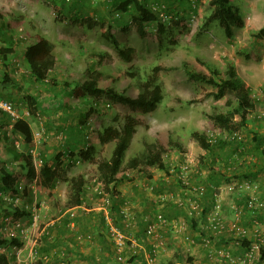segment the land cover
Here are the masks:
<instances>
[{
    "label": "trees",
    "instance_id": "obj_1",
    "mask_svg": "<svg viewBox=\"0 0 264 264\" xmlns=\"http://www.w3.org/2000/svg\"><path fill=\"white\" fill-rule=\"evenodd\" d=\"M80 1L83 2L87 0H76V2L72 0L69 2L60 1V4L51 2L56 13V21L63 22L65 20H71L74 24H80L90 28L99 25L100 23L97 21L98 18L96 16L95 18H97V20L93 18L94 16L85 18L88 13V7H84L85 9L77 14ZM188 1L191 11L194 12L196 0ZM174 3H178L176 8H179L180 5L183 8L185 7L184 0H170L169 3L165 2L162 8L164 14H166L165 18L164 15L161 16V12L157 9V5L160 4H157L156 1L148 3L147 0H109L108 9L109 11H113L114 9V13L119 17L116 21L114 20L116 26L126 31L133 25L137 34L141 38H146L150 36V32L146 30L150 23L157 22L159 25L158 30L160 32L163 31L168 23V16L175 14V8H173ZM209 5L211 11L205 17L204 24L207 25L217 20L228 38L234 37L235 28L244 27V17L239 9L232 4L231 0H209ZM260 32L264 34V28H262ZM0 36L3 38V43L0 44V66L5 68V71L2 70L4 76L1 77L0 83L5 84L11 81L9 70L12 69V65L14 64L13 58L16 56L23 55L29 68V72L24 75V77L27 76L28 78H23V82L28 85L25 95L20 94V99H16L13 96H0V99L13 103L22 115L19 116V118H15L10 113L0 108L1 122L5 120L6 123H4V126L11 125L9 130H4L3 135L6 138L9 133L11 135L20 136L24 146V149H21V143L19 147H17L14 142H12L10 152L15 161H0L2 165L0 167V194L2 196H0V201L10 203L9 205L13 207L15 212L22 215V217L14 218L21 219L29 215L31 210L27 208L25 203L19 206L13 199L15 197L19 198V196L21 199V194L28 193L31 196L33 195L32 188L28 184H23L24 180H27L29 183L32 182L31 184H37L41 188L48 189L49 193L62 181H68L70 188L67 202L64 204L63 208L60 209L59 215L63 214V216L55 220L48 227L47 231L42 233L40 242L35 248L39 256L36 264H46L52 260H62V263L66 264L64 261L66 255L69 251L73 250L76 251L75 254L78 257L89 258L92 264H116L110 254L109 241L107 240L110 237L116 247V243L113 240L115 237L110 231V225L117 227L121 232L125 233H129L131 232L130 230H132L139 242H143L144 244L147 243L149 247L154 246L155 244L153 245L151 241L148 242V240H150L146 232L148 223L154 221L158 213H161L163 217L169 221L166 217L167 215L174 217L185 211L182 207L184 206L183 202L179 203L177 211L171 209L155 210L154 208L152 210L148 204H145L147 199L142 195L143 191L139 190L138 186L134 185L133 188L140 196V201L144 205V210L142 213L135 211L133 213L131 200L119 189V185L123 182V179L133 180V178L125 173L130 169L132 170L130 171L133 172V170L137 168L141 173L146 174L149 179H153L154 173L152 169L160 168L165 172V180H162L164 183L170 184V176L173 175L180 181L177 177L179 171V166H176L177 163H168L165 159V155H169L171 152V148H168V146L147 143L143 151L138 155L132 156L125 162V152L135 136L137 126L141 124L139 118L131 114L126 115L124 122L120 126L109 124L98 131V138L101 144H113L110 155L97 162L98 178L104 185L106 195L94 192L90 199V196L87 194L88 188L86 187L85 176L83 174H77L67 177L66 171L70 161H74L76 156L80 157L81 155L80 158L93 161L92 156L96 147L89 144V140L86 138L88 130V121L86 118L89 115L103 110L99 104L100 101H106L109 107L113 103L120 104L132 112L150 114L157 110L160 102L163 100V85L160 82V73L162 71L173 70L175 67L162 64L154 66L152 74L144 81L139 82L138 93L136 95H131L127 93L126 89L116 88L115 82L125 77L136 78V72L129 69H121L105 75L101 70L96 69L93 64L87 66L82 72L84 80L80 85L82 97L85 98V106L88 108L87 114L84 113V120H82L83 123L81 124L84 132L83 142L76 151L77 145L68 144L67 139L62 140L58 138L56 140L61 145L62 149L54 153L53 156H49L44 154L43 151H38V149L33 146L34 132L28 117H36L38 115L37 98L31 94L32 88H35V83L44 84L51 83L52 81L51 74L56 64V57L53 51L54 45L46 37H39L30 43H24L22 45L23 42L16 40L12 34L3 31L1 27ZM105 36L111 41L119 57L128 63H132L135 47L123 45L114 34L105 32ZM106 56L107 53L105 52H93L90 54L89 58L102 62ZM202 64L205 69H201L193 62L185 60L183 62V69L190 80L214 86L215 89L207 92L206 97L212 96L215 99H225V104L229 109L225 112L215 111L208 115L217 127V132L198 130L191 132L192 138L196 140L206 152L204 154V160H207L205 163L207 165L212 163L214 169L210 171L213 175L210 176L211 179L208 181V184L194 181L193 177L196 176L194 178H197L198 175L193 174L199 172V170L191 166L192 169L190 168L191 170L188 178L189 184L178 181L181 183V187L179 184L174 185L178 186L180 189L183 188L181 189L183 190L182 193L188 199V207L184 206V208H187L186 211L190 214L191 221L189 223L196 228L199 235L205 236L208 234L210 236H205L203 240L208 238L211 241L212 246L210 248L214 249L215 255H217L220 250H226L236 258L240 256L244 257L251 251L252 245L255 242H259L260 247L258 254L251 264H262L264 262V236L258 232V236L257 233H254V236L251 237L249 229L241 225V220L251 219L252 223L256 224L259 223L258 219H264V202L262 201L264 198L260 194V183L252 179V176H256L263 168L257 164L251 165V163H246L244 159L237 156V153L240 154L241 151V147H239L238 143L243 141V130H247L249 127V114L256 109V99L251 95V89L239 76L234 65L229 64L226 71L222 72L220 68L208 60L203 59ZM56 83L57 81L53 79L54 86ZM20 87L22 89L23 85ZM20 102L23 103V105L25 104L22 106V113L19 107H17ZM25 110L28 111L27 115H23ZM254 117L257 118L258 116L255 115ZM238 134H241V138L238 137ZM254 135L257 141H259L260 137L264 139L259 133L254 132ZM32 148H36L38 157L41 159V165L38 167L34 165L31 152ZM258 153L264 164V141L258 146ZM247 162H250V160ZM173 164L175 165L174 168L171 166ZM217 175H219V177L224 176L223 178H226L227 175L234 177L245 176L244 179L238 181V184L235 183L233 188L231 187L232 189L240 191L239 194L243 197L239 198L236 196L239 200L235 199L236 203L233 206L235 218L230 222L226 221L227 219L224 215L223 199L219 191L220 187L215 184L214 186H210L211 182L216 183L220 181ZM245 182L256 185V190L254 192L257 195V202L254 205L250 204V197L255 193L243 187ZM198 185H203L205 187L203 195L195 194L193 191V187ZM151 187L153 188V185H151ZM157 190L161 191L159 187ZM4 196L11 201H6ZM217 198L221 200V217L226 226L224 230L220 231L211 229L208 221V217L214 209ZM126 201L129 202L128 205H130L133 215V218L128 220L123 212ZM33 202L34 199L31 197V203ZM99 202L101 205L97 206ZM192 202L198 204L199 207L197 210L191 208ZM81 204H85L86 209L78 208L74 215L71 214V211H68V209ZM93 207L95 210L91 209ZM197 211L199 212L197 213ZM6 216L11 215H5L3 217ZM255 217L258 219H255ZM136 221L140 226L139 229L134 228ZM233 224L237 225L239 228H246L248 230V235L241 236V234H237L235 228H232ZM74 226L75 228L77 227V231L74 232L75 235H72L71 231L76 230L73 228ZM9 228H0V234L2 235L0 236V264H21L17 256V249L23 246L24 239L19 237L15 230L10 231ZM13 232H15V235ZM182 233L185 239L187 237L190 238V236L185 234L184 230ZM226 236H230L236 241L239 246L237 248L238 252L235 253L226 248L214 247L216 243L226 238ZM93 241L101 246L96 247ZM82 242H86V244L92 247H90L89 255L83 254L80 248ZM7 244H10L9 249L5 246ZM53 247H57L58 250L55 253L56 255H53L52 258L50 250H52ZM107 250H109V255H106ZM142 254V250L139 249L138 252L133 255L131 262L143 257ZM177 258L180 259L181 257L177 255ZM188 260L192 262L190 257H188ZM168 264L181 263H179V261L170 260Z\"/></svg>",
    "mask_w": 264,
    "mask_h": 264
},
{
    "label": "rangeland",
    "instance_id": "obj_2",
    "mask_svg": "<svg viewBox=\"0 0 264 264\" xmlns=\"http://www.w3.org/2000/svg\"><path fill=\"white\" fill-rule=\"evenodd\" d=\"M60 1L0 0V27L3 31L12 34L16 40L23 42L22 45L34 41L38 38V34L41 33L49 38L51 36L55 39L57 50H59L58 56L61 60L65 58L66 53H70L72 57L73 55L76 57L77 60L73 63H66L65 66L68 65L69 68L70 66L75 68L88 66L85 63V59H90L89 56L93 52L107 53L106 58L102 62L93 60L91 64L105 75L121 69H129L136 72V78L125 77L115 82L116 88L126 89L127 93L131 95L138 93L139 82L144 81L152 74L154 66L162 64L175 67L173 70L162 71L160 73V82L163 85V100L156 111L150 114L132 112L120 104L113 103L110 107L102 108L103 110L94 114L93 127L95 129L93 128V132L89 134V144L96 147L92 156L93 161L84 160L80 158L81 155L80 157L77 156L74 162L69 163L66 171L67 177L83 174L92 182L90 177L97 174V162L109 156L113 147L112 143L101 144L99 142L98 131L108 124L120 126L124 122L126 115L131 114L139 118L141 124L137 126L135 136L125 152V162L143 151L147 143L168 146V148H171L170 154L165 155L168 163H180L186 156H189L192 159V166L199 170V172L193 174L198 175L197 178H194L196 176L193 177L194 181L208 184V181L211 179L210 176L213 175L210 172L213 166L212 163L209 165L205 163L207 160H204V150L192 138L191 132L194 130L217 132V127L208 115L215 111L225 112L229 108L225 104V99H215L212 96L206 97L207 92L215 89L214 86L193 81L187 77L183 69V62L188 60L193 62L197 67L205 69L202 64V60L204 59L214 63L222 72L226 71L229 64L234 65L239 76L251 88V95L256 99V109L249 114V125L251 124L254 129L251 130L248 127L247 130H243V141L238 143L241 151L240 154L237 153V156L244 159L246 163H251V165L257 164L263 168L260 173H256V176H252V179L260 183V194L264 198V164L258 153V146L264 139L261 137L259 141L255 137L253 139L254 132L259 133L264 138V34L260 32L264 28V0H231L232 4L245 17L244 27L235 28L233 38L226 37L223 28L217 20L207 25L204 24L205 17L211 11L209 0H196L194 12L191 11L188 0H184V8L181 5V7L176 8L178 3H174L175 14L168 16V23L163 31L160 32L158 30L159 25L157 22L150 23L146 28L150 32V36L146 38H141L133 25L126 31L122 30L119 26H114V20L116 21L119 17L115 15L114 9L113 11H109L108 0H97L96 3L79 2V8L78 10L76 9L77 14L88 7V13L85 18L93 16L95 20L98 18L97 21L100 24L93 28L74 24L71 20L58 22L55 19L56 13L51 2L60 4ZM72 1L76 2V0ZM147 1L148 3L156 1L157 4H164L165 2L169 3L170 0ZM94 7H100L106 15L99 17L94 11ZM105 32L114 34L123 45L135 47L132 63H128L119 57L111 41L105 36ZM2 40L3 38L0 36V44L3 43ZM61 41L63 42L62 45ZM68 43H73V46ZM81 53H84V56ZM18 58L21 60L18 61ZM14 59H16V65L20 63L18 74L14 75V77L19 79L21 85H24L25 83L22 79L24 74H22L23 70L20 68L21 66L25 68L27 66L23 63L21 55H18ZM62 65H64V62ZM24 67L22 68L25 69ZM20 86L15 88V91L23 95V90ZM17 107H19L22 113V106L18 104ZM87 112L88 110L85 113L87 114ZM255 115L258 116L256 119H254ZM257 123H259V126ZM1 135L0 161L8 162V160L4 159L7 152V145L5 143L8 140L13 142V136L9 135L10 137L6 138L3 134ZM19 143H21V149H24L21 138H19ZM11 160L15 161L14 159ZM248 160L250 162H247ZM152 172L156 175L154 178L165 176V172L160 168H153ZM129 176L133 180L123 179L122 184L119 185V189L131 200L133 213L134 211L142 213L144 210L140 196L133 188L134 185L143 191L142 195L147 199L145 204H148L152 210L154 208L155 210L171 209L177 211L180 202H183V205L188 207V199L182 193L183 190H181L183 188L180 189L174 185L179 184L181 187L180 181L174 175L170 176V184H163L164 187L161 191L157 190L156 179H149L138 168L134 169ZM217 176L219 177V175ZM223 177H219L220 181L214 184L220 187L219 191L223 199L224 215L227 219L226 221L230 222L235 218L233 208L236 203L235 197H243L239 194L240 191L232 188L235 183L238 184V181L244 179L245 176L234 177L227 175L226 178ZM32 185L37 197L35 201L36 206L39 207V218L36 219L37 222L35 224H32L30 221L32 219L31 214L22 218V221L26 224L24 225L25 229H27L33 238L31 237V240H28L21 237L24 239L19 254L21 259L30 258V251L33 247L35 249L39 244L42 232L44 230L47 231L49 225L52 224L51 222L60 214V209L63 208L69 196L70 188L68 181L58 183L50 193L48 189L41 188L37 184ZM88 185L87 194L88 196H93L95 192L93 184L88 183ZM151 185H153L152 189L150 188ZM21 197L18 201L20 203L19 206H22L24 203L28 205L32 204L28 193L21 194ZM262 201L264 202V200ZM9 204L0 201V228L4 227L2 223L3 216L22 217ZM100 205L101 203L99 202L97 206ZM184 206L182 207L185 212H181V214L174 217L166 216L169 219V224L158 229L152 240H148L153 245L155 244L151 247L147 243L139 242L132 230L129 233H125L115 227L122 237H120L121 244H117L116 240L113 239L116 247L110 237L107 239L113 261L116 264H168L170 260L179 261L181 264H217L219 262L217 258H210L209 252L204 245V237L210 236L208 234L205 236L201 234L199 236L194 235L196 228L189 223L191 221L190 214ZM258 221L259 223L255 224L252 223L251 219H242L241 225L249 229L251 237L254 236V233H261L264 236V219H258ZM180 224L185 225L184 231L186 235L190 236L189 240L184 238L182 228L180 230L174 228L175 226L179 227ZM73 228L76 230L71 231V234L75 235L74 232L77 231V227L75 228L74 226ZM134 228H140L137 221ZM15 231L18 234V230L15 229ZM13 234L15 235V232ZM0 236L2 235L0 234ZM35 240L38 242L36 245H33ZM93 242L96 247L101 246L96 244L95 241ZM82 244H80V248L83 254L89 255L91 246L86 244V242H82ZM5 246L8 249L10 248V244ZM214 247L226 248L236 253L239 246L232 237L226 236V238L216 243ZM139 249L142 250L143 257L131 262L133 255ZM57 250V247H53L50 250L51 257L56 255ZM75 253V250L67 253L64 260L66 264H92L89 258L78 257ZM153 253H155V259L153 262L148 263V257L153 255ZM106 255H109V250H107ZM177 255L181 258L178 259ZM188 257L192 259V262H189ZM46 264L65 263H62V260H52Z\"/></svg>",
    "mask_w": 264,
    "mask_h": 264
},
{
    "label": "crops",
    "instance_id": "obj_3",
    "mask_svg": "<svg viewBox=\"0 0 264 264\" xmlns=\"http://www.w3.org/2000/svg\"><path fill=\"white\" fill-rule=\"evenodd\" d=\"M94 11L96 12V14L99 15V17H103L106 15V13H104L100 7H94ZM114 26H116V24H114ZM38 35H39L38 38L46 37L53 43L54 54L56 57V64H55L54 72L51 74V79H52L51 83L43 84V83L37 82L35 83V88L34 89L32 88L31 90L32 91L31 94L36 96L37 103H38L37 104L38 115L36 117H33V116L28 117V119L30 120L31 127L34 132V145L33 146L36 147L38 151H43L44 154L53 156L54 153L62 149L61 145L56 140L58 139L56 135H59L60 133L64 132L66 133L64 135L66 136L68 144L77 145L76 147L77 148L76 151H77L79 146H81L83 142L84 132L82 130L81 124L83 123L82 120L84 118V113L88 110V108L85 106V103H84L85 98L82 97L81 90H80V85L82 81L84 80V76L82 72L86 69L87 66H84V67L80 66L78 68H75L72 66H70L69 68L68 65L65 66L66 63L70 64L76 61L77 60L76 57L74 55L72 57V54L66 53L65 58L61 60L58 56L59 50H57V45H56V42L54 41L55 39L52 38L51 36L50 38L47 36H44L43 33L38 34ZM69 37H72V36H69ZM62 44L63 42L61 41V45ZM68 44L73 46V43H68ZM81 54L82 56H84V53H81ZM16 59L13 58L14 64L12 65V69L9 70V77L11 81L5 84L0 83V96L1 97L13 96L16 99L21 98V95L15 91V88L21 85V83H19V79L14 77V75L18 74V67L20 66V63H18V65L15 64ZM19 60L21 59L18 58V61ZM22 60H23V63L26 64L27 67L25 68L24 66H21L20 69L23 70L22 74L26 75V73L29 72V68L25 61V57L23 55H22ZM62 61L64 62V65H62L63 64ZM92 62L93 60H90L87 58L85 59V63L88 64V66ZM22 67H24L25 69H23ZM0 70H1L0 71V79H1V77L4 76V74L2 73V70L5 71V68L3 66H0ZM24 75L22 79L23 78L27 79L28 77L27 76L24 77ZM53 79L57 81L55 86L53 85ZM27 88H28V85L24 84L22 88L24 92L23 95H25ZM19 105L24 106L25 104L23 105V103L20 102ZM254 119H256V117H254ZM4 123H6L5 120L4 122H1L0 120V135L3 134L5 129L9 130L11 128V125L4 126ZM257 125L259 126V123H257ZM252 127L253 126L250 124L249 128L251 130L254 129ZM9 135L10 133L8 134V136ZM254 136L255 135L253 134V139H254ZM5 144L7 145L6 146L7 152H6L4 159L10 161L11 159H13V157L11 156V152H10V146H12V141L8 140L7 143ZM205 153L206 152L204 151V154ZM154 176L156 175L153 174V179H156V181H159V182H156L158 183L157 186L160 189H162L164 186L163 185L164 182L161 180H165V177L163 176L160 178L158 177L154 178ZM121 184L122 183H120V185ZM212 185L214 186L213 182L210 183V186ZM237 199L238 198L236 197V200ZM95 208H98V207H95ZM91 209L95 210L94 207ZM62 216L63 214L59 215L57 218L54 219V221L61 218ZM193 224H194V221H193ZM194 232H195L194 235L199 236V233L196 231V229L194 230Z\"/></svg>",
    "mask_w": 264,
    "mask_h": 264
},
{
    "label": "built area",
    "instance_id": "obj_4",
    "mask_svg": "<svg viewBox=\"0 0 264 264\" xmlns=\"http://www.w3.org/2000/svg\"><path fill=\"white\" fill-rule=\"evenodd\" d=\"M61 1L69 2L70 0H61ZM88 1L91 2V3H96L97 2V0H88ZM163 6H164L163 4L157 5V9L161 12V16L164 15V18H165L166 14H164V12L162 10ZM115 15L118 16L117 14H115ZM99 104H100V106L102 108L109 106V104L106 103V101H100ZM0 108H2L3 111H6V112L10 113L15 118H19V116H22L13 103L5 101L3 99H0ZM27 114H28V111L25 110L23 115H27ZM92 121H93V118H90L88 120V122H87V124L89 125V130H88V133L86 135V138L88 140L90 138L89 134L93 132ZM238 137L241 138V134H238ZM19 138H20V136L13 137V142H14V144L17 147H19V145H20ZM57 138H60L62 140H66V136L63 135V134L57 135ZM31 152H32V155H33L34 165L36 167L40 166L41 165V159L38 157L36 148H32ZM70 162H74V161L72 160ZM192 165H193L192 164V159L189 156H186V158H184V160L182 162L176 164L177 167L179 166V171L177 173V177L180 179V181H182V182H184L186 184H189L188 178H189V172L191 170L190 168H191ZM171 166L173 168L175 167L174 164L171 165ZM172 170H174V169H172ZM125 174L130 175V172H126ZM90 179H91L92 182H90L89 178L88 177L86 178V176H85L86 187L89 188L88 183H91V184H93V190L95 192H98L100 194L106 195V191L104 190V185L98 178V173L93 175L92 177H90ZM26 183L30 187L32 186L31 182L29 183L27 180H24L23 184H26ZM20 187H22V186H20ZM243 187L245 189L250 190L252 193H255L254 191L256 190V185H253V184L251 185L250 182H245L243 184ZM150 188H152V187L150 186ZM193 191L195 192V194L203 195L204 192H205V187L203 185H198V186L193 187ZM30 197L35 198L34 202L32 204H29V205L26 204V205H27V208L31 210L30 214L32 216V219L30 221L32 222V224H35L37 222L36 219L39 218V213H38L39 212V207L36 206V201H35L36 198H37L36 195H32V196L30 195ZM91 198L92 197L90 196V199ZM19 199H20V196H19V198L15 197L13 199V201L15 203H18ZM256 202H257V195L255 193V194H252L251 197H250V204L254 205ZM128 203L129 202L126 201L125 202V206L123 208V212H124L127 220L130 219V218H133V215H132V212H131V208H130V205H128ZM221 206H222L221 200L219 198H217V202L214 205V209L211 211V213H210V215L208 217L209 227L211 229H213L214 231L215 230H217V231L224 230L225 227H226L224 222H223V219L221 217ZM198 207L199 206H198V204L196 202H192L191 203V208L193 210H197ZM78 208L86 209V206H85V204H81L79 206H76V207L68 209V211H71V214L74 215ZM198 212L199 211H197V213ZM34 215H36V216H34ZM108 221H109V219H108ZM168 224H169V222L166 220V218H164L161 213H158L157 216H156V219L154 221L148 223L147 228H146L147 235L149 236L150 239H152L158 229H161V228L165 227ZM3 225H4L3 228H5V229H8L10 227L9 228L10 231H14L15 229H17L19 231V233H18L19 236H23L24 238H27L28 240H31L32 236L28 233L27 229H25L24 225H26V224L21 219L14 220L12 217H8L7 216L4 219V221H3ZM13 228H14V230H12ZM174 228H178L179 230L182 228L184 230V226L181 225V224L179 225V227L175 226ZM232 228H235V231H237V234H241V236L248 235V230L246 228H244V227L243 228H239V227H237V225L233 224ZM110 231L114 235L117 244H121L120 243V239H121L120 237H122V235L120 234V232L113 225H110ZM44 232H46V230H44ZM257 236H258V234H257ZM186 239L189 240L190 238L187 237ZM37 242L38 241L35 240L33 245H36ZM204 245L206 246L207 251L209 252V254H208L209 257L212 258V259L213 258H217V260L219 261V262H217V264H251L255 260L257 254H258V251H259V247H260V243L259 242H255L252 245L251 251L249 253H247L246 256H244V257L240 256V257L236 258V257L232 256L226 250H220L219 253H217V255H215V252L213 251V249L210 248L212 245H211V241L208 238H205ZM153 250H155V248H153ZM20 252H21V249L20 248L17 249V256L20 259L21 264H36L35 262H37L38 254H37L36 249H34V247L30 251V253H29L30 258H28V259H21L20 255H19ZM154 259H155V253H153V255H150L148 257V263L153 262ZM262 264H264V262Z\"/></svg>",
    "mask_w": 264,
    "mask_h": 264
},
{
    "label": "clouds",
    "instance_id": "obj_5",
    "mask_svg": "<svg viewBox=\"0 0 264 264\" xmlns=\"http://www.w3.org/2000/svg\"><path fill=\"white\" fill-rule=\"evenodd\" d=\"M191 1V0H190ZM195 4H196V2H195ZM53 72H54V68H53ZM109 107V106H108ZM103 108H107V107H103ZM90 118H93V121H92V125H94V114H92V115H89V116H87V118H86V120L88 121ZM88 125V124H87ZM94 128V127H93ZM95 129V128H94ZM88 130H89V125H88ZM88 130H87V133H88ZM60 134H63L64 135V133H60ZM11 135V134H10ZM13 137H15L16 135H12ZM12 137V138H13ZM88 140V139H87ZM75 158H77V156L75 157ZM79 158V157H78ZM130 173H131V171H129ZM97 173H98V170H97ZM32 183V182H31ZM27 184V183H26ZM31 188H32V193H33V195H36V193H34V188H33V185L31 186ZM4 199L7 201V200H9V199H7V197L6 196H4ZM9 201H11V200H9ZM18 205L20 204L19 202L17 203ZM7 217V216H6ZM6 217H4L3 218V220H2V223H3V221H4V219L6 218ZM8 217H12L14 220H17L16 218H14L12 215L11 216H8ZM21 220H23L22 218H21ZM158 231V230H157ZM18 233H19V231H18ZM19 236V235H18ZM19 237H23V236H19ZM150 240H152V239H150Z\"/></svg>",
    "mask_w": 264,
    "mask_h": 264
}]
</instances>
